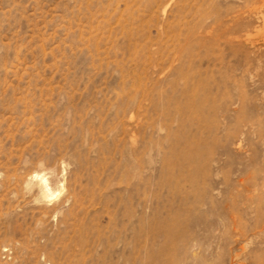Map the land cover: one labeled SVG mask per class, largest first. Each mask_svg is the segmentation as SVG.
<instances>
[{
    "label": "rangeland",
    "instance_id": "rangeland-1",
    "mask_svg": "<svg viewBox=\"0 0 264 264\" xmlns=\"http://www.w3.org/2000/svg\"><path fill=\"white\" fill-rule=\"evenodd\" d=\"M0 264H264V0H0Z\"/></svg>",
    "mask_w": 264,
    "mask_h": 264
},
{
    "label": "bare ground",
    "instance_id": "bare-ground-1",
    "mask_svg": "<svg viewBox=\"0 0 264 264\" xmlns=\"http://www.w3.org/2000/svg\"><path fill=\"white\" fill-rule=\"evenodd\" d=\"M32 176H33V178H37V177H38V174L35 173V174H33ZM50 193H51V191L49 192V194H50Z\"/></svg>",
    "mask_w": 264,
    "mask_h": 264
}]
</instances>
